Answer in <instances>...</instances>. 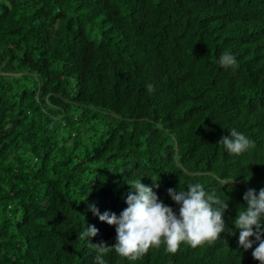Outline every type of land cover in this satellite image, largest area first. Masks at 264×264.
<instances>
[{
  "label": "trees",
  "instance_id": "16d2710c",
  "mask_svg": "<svg viewBox=\"0 0 264 264\" xmlns=\"http://www.w3.org/2000/svg\"><path fill=\"white\" fill-rule=\"evenodd\" d=\"M139 179L229 199L226 231L106 264H259L228 229L264 188V0H0V264H96L116 232L86 205L119 215Z\"/></svg>",
  "mask_w": 264,
  "mask_h": 264
},
{
  "label": "clouds",
  "instance_id": "9594fccd",
  "mask_svg": "<svg viewBox=\"0 0 264 264\" xmlns=\"http://www.w3.org/2000/svg\"><path fill=\"white\" fill-rule=\"evenodd\" d=\"M217 63L224 69L235 70L238 60L230 50L224 51ZM148 92L155 90L153 84L147 85ZM221 143L230 155H241L254 147V141L244 132L235 128L222 136ZM142 179L129 185L126 207L119 215L104 212L101 214L94 203L87 204L88 212L99 221L115 227V243L107 246L104 242L91 244L90 237L98 233L94 225H89L79 235L95 249L96 264H106L105 255L115 250L119 256L129 261L139 259L150 247L161 244L169 253H175L181 244L195 248L205 242L220 239L226 231L224 216L229 208V199L209 193L202 183H191L186 188L167 189V195L176 206L167 205L161 200L154 188L159 185H145ZM84 199L83 201H85ZM245 205L239 206L232 220L234 229L230 235L239 233L237 244L244 251L253 249L252 257L264 264V188L248 189L243 194Z\"/></svg>",
  "mask_w": 264,
  "mask_h": 264
}]
</instances>
